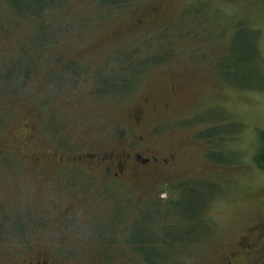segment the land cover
Returning a JSON list of instances; mask_svg holds the SVG:
<instances>
[{
    "label": "rangeland",
    "instance_id": "rangeland-1",
    "mask_svg": "<svg viewBox=\"0 0 264 264\" xmlns=\"http://www.w3.org/2000/svg\"><path fill=\"white\" fill-rule=\"evenodd\" d=\"M44 3L0 0V264H222L264 219V0ZM123 61L131 86L103 93ZM147 149L175 157L112 178L82 156ZM189 186L201 214L178 223Z\"/></svg>",
    "mask_w": 264,
    "mask_h": 264
},
{
    "label": "flooded vegetation",
    "instance_id": "flooded-vegetation-1",
    "mask_svg": "<svg viewBox=\"0 0 264 264\" xmlns=\"http://www.w3.org/2000/svg\"><path fill=\"white\" fill-rule=\"evenodd\" d=\"M153 12L157 13L158 8H153ZM142 20L140 19L139 23L142 24ZM142 141L143 137H139ZM119 151L111 152V156H107L106 152L98 153H90L88 155L82 156H92L93 160L101 161L100 164H105L104 168L106 170V174H109L112 178H120L123 173L126 172V169L129 165V162L133 164H137L139 167H148L150 165H161L168 166L172 157L175 155H170V158L158 157L153 150L147 149V152L150 155H142L140 153H135L133 155L129 153H118ZM117 154V155H116ZM120 154L121 156H118ZM37 159V158H36ZM38 160V159H37ZM93 160L90 162H85V164L91 165L93 164ZM40 160H38L39 162ZM42 162V161H40ZM125 171V172H124ZM255 237V239H254ZM259 239L264 240V219L262 218L258 223L252 225L248 228V231L245 232L244 235L236 241L235 245L231 247V250L225 256H228L227 259L223 261L222 264H233V261L238 257H245L249 260L254 259L248 264H264V244L263 246L259 245ZM225 258V257H224ZM20 264H52L49 259L37 260V258H32L28 262L23 259V261L19 262Z\"/></svg>",
    "mask_w": 264,
    "mask_h": 264
},
{
    "label": "trees",
    "instance_id": "trees-1",
    "mask_svg": "<svg viewBox=\"0 0 264 264\" xmlns=\"http://www.w3.org/2000/svg\"><path fill=\"white\" fill-rule=\"evenodd\" d=\"M36 2H39V7L36 8L35 13L38 14V11L43 10L42 8L44 6H49V4L44 3L45 0H35ZM43 1V2H41ZM130 0H101V3L103 4H109L115 7H123L125 5L128 4ZM28 11V10H27ZM125 59H129V56L125 57ZM138 62H142V61H138ZM138 62H131V61H123L122 64L127 66V68L125 69H121V73L116 74L115 76H112L111 78H107L105 77L102 84H101V88L103 90V93L110 91L112 92L113 90H119V89H127L129 88V86H131V82H130V77L129 73L132 70H129L130 66H132L133 70L138 71V68H140V64L142 63H138ZM145 63V62H143ZM132 64V65H131ZM22 73V72H21ZM121 74V75H120ZM117 81H120L119 84H116ZM22 83V82H21ZM6 88H8L9 90H11V92L15 93L14 91L18 90V87H9V86H5ZM8 91V90H6ZM261 140L263 143L262 149L260 150V152L256 155L255 157V161L257 163V165L264 170V132L261 135ZM192 186L187 187L185 190L181 191V194L179 196L180 202L178 204V206L174 207V210L171 212H167V215H171V214H176V220L178 223H184V222H189L191 220H193L195 223V221L197 220V218L200 216L201 214V206L203 201L199 200V198H195V200L191 199H185L187 196H184L186 191L188 190H193L191 189ZM195 188V187H194ZM191 200V201H189ZM150 215H148V217L145 219L148 221ZM170 218V217H169ZM163 219H165L166 221L168 220L167 217H163ZM197 222V221H196ZM148 226V227H147ZM147 226H137L136 231L134 232V236L132 238L134 246L139 249V250H149V259L152 256L153 252H158V246H155L154 244L157 242L155 240V237L150 234V228H152V226L147 225ZM188 233H192L193 229H189L187 230ZM178 232L175 231L172 228H167L165 229V233L164 235V242L166 241V238H170L171 240L174 239L176 237V234ZM166 243V242H165ZM148 259V257H147Z\"/></svg>",
    "mask_w": 264,
    "mask_h": 264
}]
</instances>
